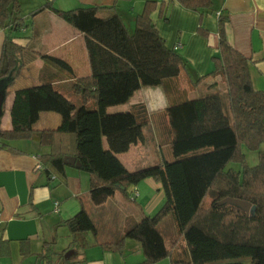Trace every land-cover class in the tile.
Returning a JSON list of instances; mask_svg holds the SVG:
<instances>
[{"label": "trees", "instance_id": "1", "mask_svg": "<svg viewBox=\"0 0 264 264\" xmlns=\"http://www.w3.org/2000/svg\"><path fill=\"white\" fill-rule=\"evenodd\" d=\"M177 1L201 15L209 12L214 2ZM154 7V2H145L132 30L118 12L101 14L99 10L104 7L99 6L64 10L45 0L30 11L28 17L49 10L82 34L90 72L74 77L61 59L39 54L41 72L50 78L14 91L11 129H0V147L18 139H32L41 147H49L40 155L47 173H63L67 166L63 157L74 156L80 162L79 169L89 174V197L95 206L105 203L116 191L129 198L138 190L127 189L144 179L158 182L163 192L161 206L153 214L130 222L115 242L121 247L125 239L138 241L143 260L137 264L165 257L171 264H264V91L252 87L249 59L228 42L225 15L217 17L218 53L212 57L213 69L193 78L178 51L168 47L158 33L151 18ZM25 26L19 0H0V27L6 30L0 78L10 75L8 87L32 56L27 47L13 41L12 34ZM208 76H219V83L195 93ZM68 77L76 101L53 85L55 80ZM145 86H161L165 94L172 129L168 146L171 157L129 170L118 155L143 141L149 122L144 104L130 106L131 120L126 124L104 132L102 121L107 107L125 103ZM43 111L59 114L60 124L33 129ZM244 149L256 152L254 165L247 163ZM230 164H237L239 169ZM225 197L255 204L254 214L220 203ZM167 216L172 217L177 232L173 245L178 238L185 242L183 255H172L173 245L166 246L158 228ZM64 224L75 254L86 247L85 234L96 231L83 207ZM49 250L50 246L40 257L48 259ZM66 250L53 252L56 264L72 261V257H64Z\"/></svg>", "mask_w": 264, "mask_h": 264}, {"label": "crops", "instance_id": "2", "mask_svg": "<svg viewBox=\"0 0 264 264\" xmlns=\"http://www.w3.org/2000/svg\"><path fill=\"white\" fill-rule=\"evenodd\" d=\"M51 1L56 8L64 10L79 6H99L104 7L99 10L101 14L116 11L129 30L133 29L135 17L143 9L145 2H154L151 18L158 33L168 47L178 51L193 78L203 76L213 69L212 57L218 53L217 17L225 15L228 42L249 59L252 87L264 91V0H214L211 10L202 15L185 8L177 0ZM21 4L22 2L20 15L25 17L27 13H23ZM25 23V27L12 34L15 36L13 41L27 47L32 56L19 70L13 84L6 89L8 94L2 105L1 130L11 129L10 109L14 91L50 78L48 73L41 72L43 60L39 54L61 59L70 66L74 77H84L90 72L79 31L49 10L28 17ZM5 34L6 30L0 27V54ZM55 70L52 67L51 72L55 73ZM70 79L55 80L53 85L74 99L70 91ZM219 81V76L205 77L195 90L203 92L209 84ZM137 103L144 104L149 122L144 128L143 141L118 155L129 170L145 166L152 160L160 162L169 157L162 155L160 144L165 143L168 148L172 138L166 114L167 100L161 86L141 87L125 103L107 107L102 121L103 131L128 123L131 120L130 106ZM60 120L59 114L43 111L39 113L32 128H56ZM148 129H154L152 135ZM154 134L160 158L149 155L153 144H156L152 139ZM147 135H150L149 144ZM48 151L49 147H41L32 139L17 143L9 140L6 146L0 147V264H56L53 252L71 249V236L64 220L72 217L82 207L92 218L96 231L95 234H85L87 245L77 254L71 249L73 253L69 257H72V261L67 264L141 262L143 253L138 241L125 239L121 247H117L115 242L130 222L153 214L161 206L163 192L160 184L153 179H144L135 187L127 189L130 192L133 188L138 190L135 199L116 191L105 203L95 206L89 197L90 177L87 172L70 165L65 167L63 173H47L43 166L40 170L36 169L37 163L42 165L40 155ZM93 212L105 216L94 219ZM173 229L176 231L174 224ZM58 232L65 236V241L60 246H57ZM177 241L183 240L178 238ZM49 246L48 259L40 257ZM174 248L179 249L178 254H185V242L180 245L176 242ZM150 264L171 263L165 257Z\"/></svg>", "mask_w": 264, "mask_h": 264}, {"label": "rangeland", "instance_id": "3", "mask_svg": "<svg viewBox=\"0 0 264 264\" xmlns=\"http://www.w3.org/2000/svg\"><path fill=\"white\" fill-rule=\"evenodd\" d=\"M20 3L22 2V4H21V8H22V10H23V13H29L30 11H32V10H34L35 8H37L38 6H40V5H42L44 2H45V0H20L19 1ZM27 14H26V16L25 17H23L24 18V21L26 22L27 21V18H28V16H27ZM195 91V93H196V91L197 90H194ZM73 100L74 101H76L77 100V97L76 96H74L73 95ZM148 131H149V134L150 135H152L153 134V132H154V129H148ZM150 135H147V137H146V139H148V144H149V142H150V138H148ZM155 137H156V135L154 134V136H153V140L155 139ZM21 140H24V139H18V140H13L14 142H16L17 143V141H21ZM155 141V140H154ZM156 142V141H155ZM151 144V143H150ZM153 144V143H152ZM11 145H13V143L11 144ZM161 145V147H162V155H164V156H170L171 154H168V152L167 151H169V149L168 148H166L167 146H166V144L165 143H162V144H160ZM18 146H23V145H18ZM170 153V152H169ZM244 153H245V155H246V160H247V163L249 164V165H254L256 162H257V154H256V152H254V151H251V150H247V149H244ZM130 155H131V153H130ZM149 155H151L152 156V158H154V157H156L157 158V156L160 158L161 157V153H160V151H159V147H158V145H157V142H156V144L154 143L153 144V147H152V151L149 153ZM171 157V156H170ZM168 158V157H167ZM151 163H149V164H152V163H158L159 161H154V160H152V161H150ZM230 166H232V167H234V168H238L239 169V166L237 165V164H230ZM207 201V200H206ZM205 201V202H206ZM134 204V203H133ZM103 213V212H102ZM104 216H105V214H101V216H100V214H98L97 215V213H95V212H93V215H92V217L94 218V219H96L97 217L98 218H104ZM173 224H174V222H173V220H172V217L171 216H168L164 221H162V223L158 226V228L161 230V232H162V234L164 235V242H165V244H166V246L167 247H169V246H171L173 243H174V241H175V238H176V231H174V229H173ZM98 227V226H97ZM65 241V236H64V233H62V232H58V243H57V246H60V244L61 243H63ZM177 243H178V245H180L181 243H183L184 244V242L183 241H176ZM178 251H179V249L177 248V249H173L172 250V255L173 256H178Z\"/></svg>", "mask_w": 264, "mask_h": 264}, {"label": "water", "instance_id": "4", "mask_svg": "<svg viewBox=\"0 0 264 264\" xmlns=\"http://www.w3.org/2000/svg\"><path fill=\"white\" fill-rule=\"evenodd\" d=\"M10 81H11L10 75L0 78V119L2 116V105L5 99L6 89ZM63 163L65 165H70V166H74L77 168L80 167L79 160H77L74 156H64ZM219 202L235 205L243 209L246 213H251V214H254L255 209H256L255 204H252L251 202L247 200H243V199L235 198V197H225L221 199ZM72 253H73V250L70 249L64 253V257L68 258Z\"/></svg>", "mask_w": 264, "mask_h": 264}, {"label": "built area", "instance_id": "5", "mask_svg": "<svg viewBox=\"0 0 264 264\" xmlns=\"http://www.w3.org/2000/svg\"><path fill=\"white\" fill-rule=\"evenodd\" d=\"M42 168V165L40 163L36 164V169L40 170ZM138 192L136 190L133 191V194L130 196V199H134L135 197H137Z\"/></svg>", "mask_w": 264, "mask_h": 264}]
</instances>
